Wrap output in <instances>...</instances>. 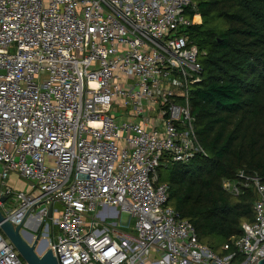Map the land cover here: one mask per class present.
Listing matches in <instances>:
<instances>
[{
    "label": "built area",
    "instance_id": "2783aa9c",
    "mask_svg": "<svg viewBox=\"0 0 264 264\" xmlns=\"http://www.w3.org/2000/svg\"><path fill=\"white\" fill-rule=\"evenodd\" d=\"M197 1L0 0V212L49 238L58 264L264 259L260 178L223 183L259 196L225 256L198 241L159 181L160 168L205 155L190 103L204 53L186 32L201 23ZM12 174L30 191H14ZM0 264H27L1 229Z\"/></svg>",
    "mask_w": 264,
    "mask_h": 264
},
{
    "label": "trees",
    "instance_id": "16d2710c",
    "mask_svg": "<svg viewBox=\"0 0 264 264\" xmlns=\"http://www.w3.org/2000/svg\"><path fill=\"white\" fill-rule=\"evenodd\" d=\"M197 2L201 23L186 32L204 53L190 103L205 155L158 174L169 205L193 225L198 241L225 256L224 245L244 235V223L256 221L259 196L243 187L234 197L224 181L238 182L243 171L264 184V0Z\"/></svg>",
    "mask_w": 264,
    "mask_h": 264
},
{
    "label": "water",
    "instance_id": "95a60500",
    "mask_svg": "<svg viewBox=\"0 0 264 264\" xmlns=\"http://www.w3.org/2000/svg\"><path fill=\"white\" fill-rule=\"evenodd\" d=\"M6 201L5 197H0V203ZM51 209L49 218H51ZM22 226H14L5 220L0 212V229L2 234L7 237L11 244L19 253L21 259L27 264H58L51 250H47L48 241L34 238L33 235L21 232ZM259 264H264V259Z\"/></svg>",
    "mask_w": 264,
    "mask_h": 264
},
{
    "label": "rangeland",
    "instance_id": "374dc122",
    "mask_svg": "<svg viewBox=\"0 0 264 264\" xmlns=\"http://www.w3.org/2000/svg\"><path fill=\"white\" fill-rule=\"evenodd\" d=\"M198 21V20H197ZM7 183L9 184V186L14 190V191H30V186L29 183L27 181H25L24 179L19 178L17 175L12 174ZM126 218V214L123 213L121 219L124 220ZM22 231H26L30 234H32L33 236L37 237L38 233L37 232H33V231H29L26 228L22 227L21 228V232ZM7 238V237H6ZM52 237H50V241H51ZM41 240V238H40ZM49 241V238H48Z\"/></svg>",
    "mask_w": 264,
    "mask_h": 264
}]
</instances>
